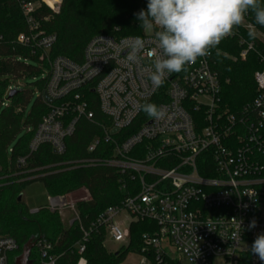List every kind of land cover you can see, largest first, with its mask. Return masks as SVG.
Segmentation results:
<instances>
[{
    "label": "built area",
    "instance_id": "1",
    "mask_svg": "<svg viewBox=\"0 0 264 264\" xmlns=\"http://www.w3.org/2000/svg\"><path fill=\"white\" fill-rule=\"evenodd\" d=\"M63 1L18 0L29 28L18 42L39 52L40 60L48 59L50 66L46 91L34 94L48 112L34 131L30 153L48 146L63 156L66 140L76 133L80 121H95L89 99L94 95L109 123L100 124L102 136L93 139L88 153L101 156L73 161L70 169L109 168L122 177L121 189L129 193L82 228L78 254L85 252L96 231L106 232L122 245L130 242L131 224L149 221L158 230L144 239L158 264H166L167 247L176 249L187 264H262L250 248L264 233V56L259 48L264 26L248 14L222 39L236 41L240 60L255 54L263 64L254 76V100L238 113H230L222 107V80L214 60L215 54L222 53L219 45L185 71L168 76L158 88L145 72L157 55L153 34L141 36L145 48L136 63L126 59L136 37L110 35L94 37L81 64L64 57L51 60L57 36L40 31L38 12L46 7L58 13ZM145 103L158 105L163 116H148L141 110ZM3 106H8V100ZM19 163L24 165L25 159ZM47 208L72 211L70 225L80 221L77 203L70 197L49 196ZM253 220L256 226L250 228ZM35 249L40 264H61L51 242L40 240ZM17 250L13 238L1 237L0 264H9V255Z\"/></svg>",
    "mask_w": 264,
    "mask_h": 264
},
{
    "label": "trees",
    "instance_id": "2",
    "mask_svg": "<svg viewBox=\"0 0 264 264\" xmlns=\"http://www.w3.org/2000/svg\"><path fill=\"white\" fill-rule=\"evenodd\" d=\"M115 2L118 5L114 12L101 16L103 19L96 15L103 11H95L93 0H64L58 13L41 8L38 12L40 31L57 36L50 59L64 57L81 64L86 46L96 36H143L135 14L146 9L147 0ZM249 14L254 20L253 14ZM28 31L18 0H0V238H13L18 245V250L9 255V264H15L29 243L40 240L52 243L53 254L61 256V264H79L81 260L86 264H121L131 249L147 246L144 236H153L158 227L149 221L131 224L129 247L117 254L109 253L105 248L104 231H96L90 235L85 252L78 254L77 245L83 239L82 228L87 229L100 214L111 206L119 205L129 193L121 189L122 177L109 168L70 169L69 163L73 161L101 156L88 153L93 139L102 136L100 124L109 123L100 113L94 95H89V99L92 100L95 121H80L76 133L66 140L67 150L63 156L54 154L48 146L30 153L34 131L48 112V107L41 98H36L32 113L24 120L25 109L35 92L43 94L46 91L50 66L40 60L39 52L34 53L30 47L18 42V37ZM218 48L223 54H215L214 60L218 63L222 80V107L230 113H238L256 97L254 76L263 64L255 54L249 55L247 61L240 60L236 41L221 40ZM259 48L264 56V44L259 43ZM44 74L43 79L34 83V89L17 86L14 89L17 92L10 98V91L7 96L11 82L35 80ZM6 100L7 107L3 106ZM26 128H31L32 132H26ZM23 132L24 136H21ZM20 159H25L24 165L19 163ZM35 182L43 183L52 197L86 190L91 199L77 204L80 221L65 229L59 213L47 206L33 212L24 200V191ZM146 257L151 264H158L153 250ZM30 260L40 264L35 248ZM166 264L179 263L172 261Z\"/></svg>",
    "mask_w": 264,
    "mask_h": 264
},
{
    "label": "clouds",
    "instance_id": "3",
    "mask_svg": "<svg viewBox=\"0 0 264 264\" xmlns=\"http://www.w3.org/2000/svg\"><path fill=\"white\" fill-rule=\"evenodd\" d=\"M249 13L257 25L264 26V0H147L146 9L135 14L140 28L153 34L157 49L152 67L145 69L147 78L154 87L162 86L171 74L185 71L198 58L210 55ZM144 48L145 41L136 37L129 46L127 61L138 62ZM141 110L157 119L164 114L153 103L143 104ZM255 226L253 220L250 228ZM250 251L264 264V233L256 236Z\"/></svg>",
    "mask_w": 264,
    "mask_h": 264
},
{
    "label": "rangeland",
    "instance_id": "4",
    "mask_svg": "<svg viewBox=\"0 0 264 264\" xmlns=\"http://www.w3.org/2000/svg\"><path fill=\"white\" fill-rule=\"evenodd\" d=\"M94 2V9L95 11H103V13H96L98 16H100L99 19H103L104 16H108L111 13L114 12V10L117 7V3L115 0H93ZM103 16V17H101ZM143 30V34H145ZM264 44V43H263ZM235 59V58H234ZM45 63H48V59L45 58ZM45 77L44 75L38 76L35 80L34 79H27L19 82H11V87L15 89L17 86H21L24 89H34V83L37 81L43 79ZM36 96L32 98L30 103L27 105L25 109L24 114V120L28 118V116L32 113L34 103L36 101ZM21 136H24V132L21 134ZM67 197H70L72 201H75L77 204L80 202H85V200L89 201L91 197L87 193L86 190L81 189L73 194L65 195ZM24 200L27 204V206L32 210H37L38 208L46 207L49 203V194L46 190V187L41 182H35L34 184L28 186L24 191ZM59 213V212H58ZM62 225L65 229H69L72 225H70V221L72 217L74 216L72 211L70 210H64L59 213ZM106 234V232H104ZM129 243L127 244H117L114 243L107 235L105 237V248L109 253L117 254L122 251H124L126 248L129 247ZM146 244V241H145ZM147 245V244H146ZM134 249V248H133ZM131 249V253L128 254L126 260L121 264H151L148 257H146V254L152 250L150 247L145 246L142 249ZM145 253V254H144ZM166 253L168 254L167 258L165 259V263H170L172 261L179 263V264H187L185 260L180 257L176 249L167 247Z\"/></svg>",
    "mask_w": 264,
    "mask_h": 264
},
{
    "label": "water",
    "instance_id": "5",
    "mask_svg": "<svg viewBox=\"0 0 264 264\" xmlns=\"http://www.w3.org/2000/svg\"><path fill=\"white\" fill-rule=\"evenodd\" d=\"M16 90H12L11 94H10V98L16 93ZM45 99L48 103L51 102V99L48 97L47 94L44 95ZM113 134L117 133V130H114L112 132ZM36 246V242H31L29 243L24 249H23V253L16 259L15 264H34L33 261L30 260V255L32 250L35 248Z\"/></svg>",
    "mask_w": 264,
    "mask_h": 264
}]
</instances>
